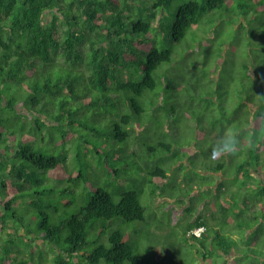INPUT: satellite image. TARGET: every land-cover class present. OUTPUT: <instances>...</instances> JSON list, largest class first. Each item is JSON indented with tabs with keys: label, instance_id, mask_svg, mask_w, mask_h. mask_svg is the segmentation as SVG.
<instances>
[{
	"label": "trees",
	"instance_id": "16d2710c",
	"mask_svg": "<svg viewBox=\"0 0 264 264\" xmlns=\"http://www.w3.org/2000/svg\"><path fill=\"white\" fill-rule=\"evenodd\" d=\"M193 35L212 47L214 64L204 70L216 72L209 81L213 91L225 98L226 87L236 90L235 118L248 107L246 122L251 114L264 115V0H0V264H170L150 259L160 252L151 250L156 242L140 252L144 245L132 242L137 231L128 227L145 222L146 186L159 204L156 186L167 179L166 170H147L136 189L129 171H145L133 159L124 166L115 162L123 146L129 149L124 160L134 157L130 137L150 133L155 140L169 131L153 119L161 98L172 92L176 103L181 92L180 100L192 101L186 76L177 75L180 58L186 60L177 47ZM109 114L115 116L109 124L95 120ZM248 140L258 169L264 134L242 141ZM156 145L167 149V163L172 147ZM247 165L237 166L234 176L258 182ZM226 168L224 163L212 169L219 180L209 183L215 208L204 204V210L228 227L255 228L260 238L264 210L258 212L249 198L236 204L245 188L229 186L234 178L222 177ZM120 174L132 190L117 184L113 175ZM253 191L264 193V187ZM186 197L175 211L187 216L177 223L184 239L203 251L212 241L224 252H240L233 232L210 234L204 215L190 202L186 206ZM200 227L206 231L198 238L191 231ZM245 241L252 244V264H264V249L253 246L258 240Z\"/></svg>",
	"mask_w": 264,
	"mask_h": 264
},
{
	"label": "rangeland",
	"instance_id": "374dc122",
	"mask_svg": "<svg viewBox=\"0 0 264 264\" xmlns=\"http://www.w3.org/2000/svg\"><path fill=\"white\" fill-rule=\"evenodd\" d=\"M258 22H254L253 25L257 26ZM201 37L202 36L197 37L193 35L192 39L187 41L183 47H177L178 55L186 58L185 61L180 58L181 61L177 63V75L186 76L189 82V86L186 90L193 96L192 101L190 100V102H187L184 98L180 100L179 96L181 92H178L179 96L177 98L174 96L177 102L173 103L171 102L173 93H169L168 98L165 96V98H161L156 103L159 113L153 117L155 120L154 123H160L161 120L165 122L164 124H166L169 131L162 136L160 132L158 137H152L155 140L148 137L150 133L143 134L142 136L140 135L138 139L130 137V143L134 145L130 146V150L137 149V151L134 157L131 156L128 160H124V154L128 153L129 149L127 150V146H123L125 143L121 145L123 146L121 148L123 152L120 151L121 159L115 163L124 166V162L127 163L129 160L133 159L134 162H137V165L141 166L140 170L145 171L144 173L142 171L140 173L135 167L130 169L129 174L136 189L141 186L143 180L147 177L146 171L149 169L151 171V169L153 170L155 167H163L168 174L167 181L162 186L155 185L157 179H155V184L152 183V185L157 187L156 197L162 204L156 205L152 203L151 190L153 187L146 186L141 195V202L146 209L145 222H136L128 227L133 226L137 231L136 235H132V242H137L139 246L140 244L144 245L142 249L138 247L139 250H141L140 252L146 254V249L149 248L148 244L151 245L152 242H156L153 243V249L151 250L157 249L160 252L155 256L150 253V259L154 262H156L155 260L159 262H166L168 260L170 264H172L171 261L175 258L174 264H252L255 263L253 259L255 255H253V252L249 251L248 248L250 247L249 245L252 246V244L250 242V244L247 245L245 239L249 237L253 240H258V243L255 242L253 246L256 248H264V227L262 228V233L259 234L260 238L255 236V228L244 232L242 226H237V223H234L232 227H228L226 226L227 222L224 218L219 216L214 220V218H212L214 216H212L211 213L207 215V211L204 210V204L209 205L207 209L211 210L215 208L213 202H210L209 192L211 191V186L209 183L214 182V180L217 181L218 178H216L215 173H212V169L216 168L219 164L225 163L227 168L224 171L225 175L222 177H225L226 181L229 179L228 177L234 178L232 182H227L229 186L245 188V192H242V195L237 194L235 197L234 201L236 204H239V199L249 198L250 203L255 205V209L258 212L264 210V193H256L253 191L255 188L264 187V147L260 153L262 164H260L258 169H254L257 168L254 162L258 157L254 155V146L250 143V140H248V142L242 141V151L235 157L213 156V146L224 135L225 130L235 131L246 126L247 122L245 118L248 116L247 113L250 112V108L248 107L242 110L240 117L236 119L233 115V112L238 107L236 99L233 98V95L236 94V90L229 86L226 87L225 90H227L228 94L224 96L225 98H221V96H218V94L213 91L212 84L209 81L216 77V72L204 70L205 68L209 69V66L214 64L211 59L213 57V50L212 47L206 46L205 44L201 46ZM242 48L241 46L240 49ZM206 56L209 57L208 60H204ZM209 60L211 61L210 63L208 62ZM194 69H196L197 73H193L192 70ZM241 72L243 74L245 70L242 69ZM201 75L202 80L200 81L199 77ZM202 81H205L204 84H202ZM215 86L217 88V81ZM183 92H185V90ZM186 95L188 94L186 93ZM219 99L221 103H218L220 102ZM148 106L150 107L149 109H152L149 104ZM173 106L177 107L176 112H172L174 116H170L169 113ZM92 115L91 113V116ZM157 117L160 118V121L156 119ZM88 119L90 121L91 118L89 117ZM114 119L115 116L109 114L108 116L96 117L95 120L100 121L101 124H109L113 122ZM249 138L250 137L245 136L243 140ZM156 140L159 141L156 142ZM151 142H154V144ZM160 143H165L172 147V155L170 154L167 163L162 162L164 156L168 155L167 149H163L156 145ZM148 146L154 147L151 153H148ZM149 157H152L150 165H145L144 161ZM180 159L185 163V171H173L171 169V162L176 164ZM91 160L94 161L93 158H91ZM242 163L249 164L247 165L249 177L257 178L262 184L259 183V181L256 182L255 179H249L247 176L241 179L234 176V170ZM114 167L116 168L115 165ZM255 173H258L259 177L254 176ZM113 178L116 180L117 184L125 183L124 188L126 190L129 191L133 189L130 183H126V177L123 174L119 176L113 175ZM191 184H195V188L192 189ZM161 195L173 197L174 202L171 203L168 200L162 201L165 199L159 198ZM182 197H186V206H190L191 204L198 207L196 213L198 215H204L203 218L208 222L209 228L211 229L209 232L210 234L216 231L215 229L224 232L230 230L233 232L232 235L237 236L233 238L238 243L240 252H237V250L234 252L233 249L229 251L225 250V252H229V254H226L221 249V246L211 244L212 241H210V244L207 243L206 252H203L199 243L187 242L183 237L184 227L177 224L181 221L184 222L187 216L185 214L181 217L180 215H175V211L181 209L177 202L180 201V199L183 201ZM156 212L162 217V220L157 218ZM255 217L260 218L261 216L257 213ZM220 218H222L223 221H221ZM262 225L264 226V223ZM170 233H173V235H170ZM152 235H155V238H151L148 243L149 236Z\"/></svg>",
	"mask_w": 264,
	"mask_h": 264
},
{
	"label": "clouds",
	"instance_id": "9594fccd",
	"mask_svg": "<svg viewBox=\"0 0 264 264\" xmlns=\"http://www.w3.org/2000/svg\"><path fill=\"white\" fill-rule=\"evenodd\" d=\"M258 134H264V115L257 117V115L251 114L248 117V121L245 127L239 130H235V131L225 130L224 135L213 146L212 154L213 156H217V157H229V156L235 157L242 151L243 138L245 136L253 137ZM184 168H185V163L182 162V159H180L179 162L176 164L171 162V169L173 171H177V170L185 171ZM167 178H168V174H167ZM166 181L167 179L165 180L160 179L158 181V185L162 186ZM170 198L171 197L168 196V197H163L161 199H165L162 201L168 200L169 202L173 203L174 199L169 200ZM161 203L162 202L160 201L159 204ZM201 229H203V231H201L199 236L194 234V232L199 231ZM205 231L206 229L204 227H200V228L192 230L191 233L194 234L196 237L201 238ZM233 237H237V236L233 235ZM203 252H206V251H203ZM201 264H204V263H201Z\"/></svg>",
	"mask_w": 264,
	"mask_h": 264
},
{
	"label": "built area",
	"instance_id": "2783aa9c",
	"mask_svg": "<svg viewBox=\"0 0 264 264\" xmlns=\"http://www.w3.org/2000/svg\"><path fill=\"white\" fill-rule=\"evenodd\" d=\"M201 231H203V229H201V230H199V231H196V232H194V234H195V235H197V236H199V235H200V233H201Z\"/></svg>",
	"mask_w": 264,
	"mask_h": 264
},
{
	"label": "crops",
	"instance_id": "0c3cea01",
	"mask_svg": "<svg viewBox=\"0 0 264 264\" xmlns=\"http://www.w3.org/2000/svg\"><path fill=\"white\" fill-rule=\"evenodd\" d=\"M264 249V248H263ZM233 250H234V252L236 251L234 248H233ZM236 254H237V252H236ZM264 260V259H263Z\"/></svg>",
	"mask_w": 264,
	"mask_h": 264
}]
</instances>
